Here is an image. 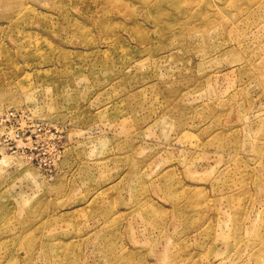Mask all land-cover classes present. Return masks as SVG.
Segmentation results:
<instances>
[{
    "label": "rangeland",
    "instance_id": "374dc122",
    "mask_svg": "<svg viewBox=\"0 0 264 264\" xmlns=\"http://www.w3.org/2000/svg\"><path fill=\"white\" fill-rule=\"evenodd\" d=\"M0 264H264V0H0Z\"/></svg>",
    "mask_w": 264,
    "mask_h": 264
},
{
    "label": "bare ground",
    "instance_id": "6f19581e",
    "mask_svg": "<svg viewBox=\"0 0 264 264\" xmlns=\"http://www.w3.org/2000/svg\"><path fill=\"white\" fill-rule=\"evenodd\" d=\"M32 241V240H31Z\"/></svg>",
    "mask_w": 264,
    "mask_h": 264
}]
</instances>
